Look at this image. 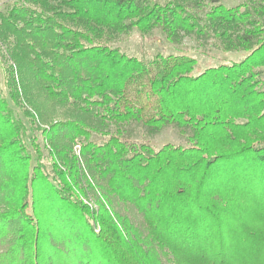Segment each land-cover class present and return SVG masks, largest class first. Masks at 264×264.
<instances>
[{"label": "trees", "instance_id": "obj_1", "mask_svg": "<svg viewBox=\"0 0 264 264\" xmlns=\"http://www.w3.org/2000/svg\"><path fill=\"white\" fill-rule=\"evenodd\" d=\"M155 28L246 55L196 72L187 54L112 44ZM0 42L15 64L0 91V264H264V0H17ZM134 87L156 97L151 113ZM9 100L47 125L43 144ZM134 124L187 144L156 149Z\"/></svg>", "mask_w": 264, "mask_h": 264}, {"label": "rangeland", "instance_id": "obj_2", "mask_svg": "<svg viewBox=\"0 0 264 264\" xmlns=\"http://www.w3.org/2000/svg\"><path fill=\"white\" fill-rule=\"evenodd\" d=\"M16 1L17 0H0V10H6ZM242 1L244 0H223V3L226 6H236ZM112 44L114 46H120L128 54L138 56L145 61L151 60L158 53L164 55L184 53L197 59L198 63L195 69L196 72H201L209 66L218 65L223 62L230 63L239 61L246 55L244 52L223 51L221 47H219V43L214 37L202 39L197 38L196 36H186L181 42L172 43L167 39L166 34L160 28H155L148 34H143L138 29H134L128 34L120 35L118 39H116ZM6 49V45L0 42V91L2 92V95L9 98L7 87V68L9 65L12 64L15 66V64L10 58H8ZM129 91V97L132 98L133 101L141 103L143 106H145L147 112L151 113V111H153L154 107L157 105L156 97L148 93V88L141 92V94L137 93L136 87L131 88ZM10 103L14 107L15 113L18 115V117H20V119H22L28 128L27 141H29L30 137H36V141H39L41 144H43L44 138L41 134V128L46 127L47 125H43L41 123L39 124L38 121L36 123H33L32 121L30 122V118L28 117L27 119L22 111V108L15 106V104H13L11 101ZM24 105H26V103H24ZM133 127L136 130V133L133 137L135 140L149 142L156 149H159L166 143L182 145L187 144L185 136H183L178 129L172 126L166 127L161 133L155 136H149L145 134V128L141 124H134ZM92 139L97 142H101L103 140L101 136L96 134L92 135ZM81 146V140L77 139L74 145V153L80 160V164L84 170L87 172L80 153ZM48 153L49 152L43 148V159L47 163L51 162V158ZM84 200L85 202L90 203L92 208L99 210L98 201H95V199L91 200L87 196ZM104 205L107 206L106 209L111 210L108 204L104 203ZM248 210L249 209L245 210V213Z\"/></svg>", "mask_w": 264, "mask_h": 264}]
</instances>
